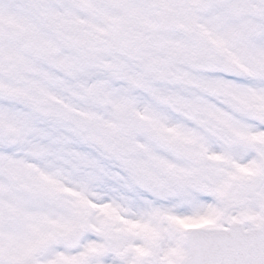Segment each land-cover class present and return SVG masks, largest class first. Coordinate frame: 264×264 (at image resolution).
Masks as SVG:
<instances>
[{
	"label": "snow or ice",
	"instance_id": "1",
	"mask_svg": "<svg viewBox=\"0 0 264 264\" xmlns=\"http://www.w3.org/2000/svg\"><path fill=\"white\" fill-rule=\"evenodd\" d=\"M0 264H264V0H0Z\"/></svg>",
	"mask_w": 264,
	"mask_h": 264
}]
</instances>
